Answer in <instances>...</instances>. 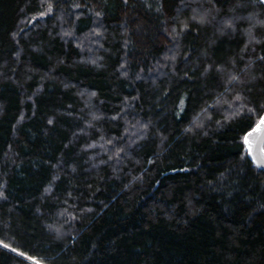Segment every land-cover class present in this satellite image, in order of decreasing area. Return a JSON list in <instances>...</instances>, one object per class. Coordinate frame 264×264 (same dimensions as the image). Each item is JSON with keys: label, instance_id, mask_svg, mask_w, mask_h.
Listing matches in <instances>:
<instances>
[{"label": "trees", "instance_id": "trees-1", "mask_svg": "<svg viewBox=\"0 0 264 264\" xmlns=\"http://www.w3.org/2000/svg\"><path fill=\"white\" fill-rule=\"evenodd\" d=\"M257 113V0H0V241L40 264H264Z\"/></svg>", "mask_w": 264, "mask_h": 264}, {"label": "snow or ice", "instance_id": "snow-or-ice-1", "mask_svg": "<svg viewBox=\"0 0 264 264\" xmlns=\"http://www.w3.org/2000/svg\"><path fill=\"white\" fill-rule=\"evenodd\" d=\"M260 3H264V0H259ZM235 79V77H233ZM249 111H252L251 109ZM258 121L256 122L255 126L250 125V131H247L243 135V143L247 146L248 155L252 156L253 161L257 164L258 167L264 168V152L260 156H256L254 149L252 147V137L255 134L264 135V115H260L257 113ZM0 246L4 247L5 249H9L10 251L16 253L18 256L23 257L25 260L32 261V264H40L38 260H36L33 256L28 255L23 251H19L18 249L11 247L9 244L0 241Z\"/></svg>", "mask_w": 264, "mask_h": 264}, {"label": "water", "instance_id": "water-1", "mask_svg": "<svg viewBox=\"0 0 264 264\" xmlns=\"http://www.w3.org/2000/svg\"><path fill=\"white\" fill-rule=\"evenodd\" d=\"M257 1L259 2V0H257ZM260 4L264 7V3H260ZM263 115H264V113H263ZM244 146L247 149V146L246 145H244ZM252 147L254 149V152H255L256 156H260L262 154V152H264V135H261L259 133L253 135V137H252ZM247 157L257 169H259L261 172L264 173V168L258 167L257 164L253 161L252 156L248 155V152H247Z\"/></svg>", "mask_w": 264, "mask_h": 264}]
</instances>
